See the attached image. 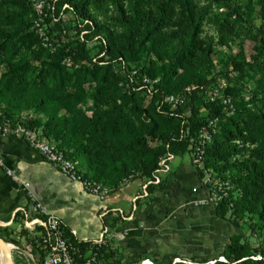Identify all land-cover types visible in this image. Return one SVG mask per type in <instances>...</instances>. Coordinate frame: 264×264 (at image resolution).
<instances>
[{
  "label": "trees",
  "instance_id": "obj_1",
  "mask_svg": "<svg viewBox=\"0 0 264 264\" xmlns=\"http://www.w3.org/2000/svg\"><path fill=\"white\" fill-rule=\"evenodd\" d=\"M150 1L131 0L128 14L116 2L117 19L127 30L122 49L116 50L110 35H99L102 28L87 14V0H57L55 15L67 5L64 14L68 19L53 23L49 35L55 50L49 53L30 30L32 12L27 0H0V10L18 11L15 23L3 26L0 20V111L15 120L28 117L30 126L39 128L75 163L80 180L94 185L112 183L135 173L145 182L148 193L154 188L159 159L184 153L207 120L216 118L204 167L228 177L230 187L220 193L215 216L223 218L230 206L260 243L249 255L237 239H232L225 249V260L215 264H264V132H254L258 120L264 119V102L253 107L232 102L233 112L227 116L219 100H203V90L214 81L205 75L214 66L212 56L218 54L214 46L225 45L232 35L245 36L247 31L240 29L239 23L249 14L250 0H158L156 12L148 9ZM258 2L264 24V0ZM204 23L214 28V39L201 36ZM80 32L86 33L79 38ZM263 49L264 40L260 39L255 59ZM21 52L27 57L14 62ZM65 56L77 67L65 68L61 64ZM230 63L238 75L244 74L241 58ZM132 72V82L128 83ZM143 76L155 81L150 96L145 89H135ZM187 87L194 89L184 105L171 110L163 102L166 96H175ZM236 91L227 89V93ZM132 99L139 105L127 106L125 100ZM88 100L91 106L84 110ZM101 107H110V113ZM125 108L136 122L134 127L125 128L130 130L127 133L121 132L118 124ZM101 131L106 134L93 136ZM248 136L258 146L250 157L237 159ZM103 218L110 227L108 216ZM64 232L72 244L86 250L87 242H77L67 229ZM0 238L5 241L2 235ZM28 248L41 264V252L32 244ZM103 253L100 247V264H120L117 260L107 263ZM257 256L260 259H253Z\"/></svg>",
  "mask_w": 264,
  "mask_h": 264
},
{
  "label": "rangeland",
  "instance_id": "obj_2",
  "mask_svg": "<svg viewBox=\"0 0 264 264\" xmlns=\"http://www.w3.org/2000/svg\"><path fill=\"white\" fill-rule=\"evenodd\" d=\"M74 1L79 3L81 0ZM239 1L245 3V0ZM258 1L250 0L249 14L246 20L239 23L240 29L247 31L245 36L232 35L225 45L214 46L218 54L212 56L214 66L205 74L207 79L213 77L215 82L211 81V85H220L223 95L234 105L247 103V107H253L264 102V49L263 54L255 59V47L260 39L264 40V24L261 22ZM116 2L120 3L125 14L130 13L131 0H87L86 12L102 28L99 35H110L114 49L121 50L127 30L117 19ZM158 8V0L148 3V9L152 12ZM213 11L218 13L220 9ZM17 13L16 9L1 8L2 25H10L9 21L15 23ZM201 29V36L215 38L214 28L210 24L204 23ZM93 52L96 51L93 49ZM24 57L27 55L21 52L13 61L23 60ZM235 57L243 62L244 74L241 76L231 68L230 61ZM83 88L86 89L87 85ZM228 88L237 91L227 93ZM125 102L127 106L138 104L135 99ZM90 106L88 100L83 109ZM101 108L108 113L111 111L110 107ZM105 121L109 123V119ZM118 124L123 133L130 131L125 128L135 126L129 109H124ZM254 132H264V119L258 120ZM104 134V131L93 132L95 137ZM195 141L184 153L172 157L167 162V169L155 172L156 180L152 183L154 188L151 193L144 189L145 182L135 173L114 179L112 183H95L103 198H110L114 202L113 207L100 209L111 222V231L103 246L107 263L117 260L120 264H215L225 260V249L232 239H237L249 255L258 247L260 240L249 230L247 222H241L232 213L230 206L223 218L215 216L216 201L212 195L219 196V189L230 187L229 179L204 167L205 153L199 162H193L191 152ZM149 145L152 146L151 143ZM257 146L255 140L248 136L240 147L242 154L237 159L250 157ZM140 222L151 226L144 232ZM0 235L8 245L14 264H37L36 257L29 253L31 236L20 227L19 222L14 227L0 224ZM0 264H5L1 254Z\"/></svg>",
  "mask_w": 264,
  "mask_h": 264
},
{
  "label": "built area",
  "instance_id": "obj_3",
  "mask_svg": "<svg viewBox=\"0 0 264 264\" xmlns=\"http://www.w3.org/2000/svg\"><path fill=\"white\" fill-rule=\"evenodd\" d=\"M27 2L32 12L30 30L36 35L40 45L43 48L48 49L49 53H53L55 50V41L50 39V30L53 23L58 19H68L64 14V11L69 9L68 6L62 5L56 16L55 4L57 0H27ZM85 33L86 32H80L78 37L81 38ZM61 64L67 69L77 67V64H74L68 56H65L62 59ZM133 74L134 73L132 72L128 76V83L132 82L131 76H133ZM140 83V87L135 89H145L150 96L152 85L155 81H149L143 76ZM221 84L223 85L222 82ZM120 85L121 83L119 84V87ZM127 86L128 85H125V88H127ZM193 89L194 88L187 87L182 93L175 96H166L163 99V102L169 104L170 109L174 110L178 106L185 104L186 97L189 96ZM198 90H202V87H198ZM203 100L206 103H212L215 100H219V105L225 115L228 116L233 112V105L231 101L223 95L222 87L220 85H210L205 91L203 90ZM216 123V118H212L207 120L206 124L200 128L191 152L194 163L199 162L201 156L205 153L206 146L211 140V134L214 133L216 129ZM0 136H11L23 141L32 151L39 155L44 162L55 167L69 182L79 183L83 190L88 194L99 197L100 199L103 198V193L99 191L96 185L80 180L74 162L70 161L53 142L47 140L42 135L39 128H35L28 124V117L15 120L3 116L0 111ZM172 157L171 154H166L165 157L159 159L157 163L158 170L155 172L167 169V162L170 161ZM1 165L0 161V166ZM6 175L11 177L14 181L17 180V177L12 175L9 171H6ZM149 183L150 182L146 184ZM24 186H26V184H24ZM143 187H145V185ZM226 189V186L223 189H219V196L214 194L212 195V199L217 202L220 199V193ZM29 200L35 208L37 213L36 216L28 217L26 213L20 209H17L14 214H19L20 227L31 235L30 244L41 252V264H100L98 260V250L105 245V242L108 239L107 237L111 231L109 225L102 223L97 237L87 242L88 247L86 250H80V248L70 242L68 236H66V233L64 232L66 228H64L57 218L51 215H46L43 208L40 207L31 196L29 197ZM114 224H116V222ZM68 234L74 239L73 232L68 231ZM253 259H260V257L257 256ZM148 264L153 263L150 262Z\"/></svg>",
  "mask_w": 264,
  "mask_h": 264
},
{
  "label": "crops",
  "instance_id": "obj_4",
  "mask_svg": "<svg viewBox=\"0 0 264 264\" xmlns=\"http://www.w3.org/2000/svg\"><path fill=\"white\" fill-rule=\"evenodd\" d=\"M0 161L1 225L14 227L20 222L19 214H14L17 209L28 217L36 216L29 200L31 196L46 215L54 216L64 228L73 232L77 242H89L97 237L104 223V213L100 209L113 207L112 199L88 194L79 183L69 182L23 141L11 136H0ZM6 171L16 176L17 180L7 176ZM140 225L144 232L151 226L141 222Z\"/></svg>",
  "mask_w": 264,
  "mask_h": 264
},
{
  "label": "bare ground",
  "instance_id": "obj_5",
  "mask_svg": "<svg viewBox=\"0 0 264 264\" xmlns=\"http://www.w3.org/2000/svg\"><path fill=\"white\" fill-rule=\"evenodd\" d=\"M6 247H7V250H8V254L5 251V249L2 246V244L0 243V254H1V256L3 258V261L5 262V264H8V255H9L10 259H11V253H10V251L8 249V245H6ZM11 264H14V262L12 260H11Z\"/></svg>",
  "mask_w": 264,
  "mask_h": 264
},
{
  "label": "water",
  "instance_id": "obj_6",
  "mask_svg": "<svg viewBox=\"0 0 264 264\" xmlns=\"http://www.w3.org/2000/svg\"><path fill=\"white\" fill-rule=\"evenodd\" d=\"M0 243L2 244V246L4 247V249H5V251L7 252V254H8V250H7V247H6V243L0 238ZM8 264H11V259H10V257H9V255H8Z\"/></svg>",
  "mask_w": 264,
  "mask_h": 264
}]
</instances>
